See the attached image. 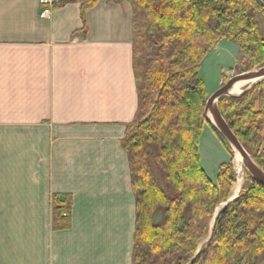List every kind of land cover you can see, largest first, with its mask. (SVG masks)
Segmentation results:
<instances>
[{
    "label": "crops",
    "instance_id": "obj_1",
    "mask_svg": "<svg viewBox=\"0 0 264 264\" xmlns=\"http://www.w3.org/2000/svg\"><path fill=\"white\" fill-rule=\"evenodd\" d=\"M0 0V264H131L133 10ZM71 196V227L52 226Z\"/></svg>",
    "mask_w": 264,
    "mask_h": 264
},
{
    "label": "trees",
    "instance_id": "obj_2",
    "mask_svg": "<svg viewBox=\"0 0 264 264\" xmlns=\"http://www.w3.org/2000/svg\"><path fill=\"white\" fill-rule=\"evenodd\" d=\"M110 1L127 2L133 10L137 109L120 142L136 206L132 264H264V187L245 173L248 187L218 214L206 240L233 177L230 166L221 165L216 184L210 181L198 150L207 125L232 155L204 119L207 93L198 73L201 62L226 40L245 55L244 72L263 67L264 36L258 18L264 22V7L259 0ZM96 2L62 0L57 6L80 3L84 19ZM218 108L264 171V81L239 98H221ZM52 206L53 229H69L72 197L54 195Z\"/></svg>",
    "mask_w": 264,
    "mask_h": 264
},
{
    "label": "rangeland",
    "instance_id": "obj_3",
    "mask_svg": "<svg viewBox=\"0 0 264 264\" xmlns=\"http://www.w3.org/2000/svg\"><path fill=\"white\" fill-rule=\"evenodd\" d=\"M258 21L261 25L260 28L264 36V22L260 17L258 18ZM141 25H142V19L140 18L137 21V28H139ZM245 60H246L245 55L238 50L235 44L226 40L219 41L215 45V47L205 55V57L201 62L198 72L200 78L202 79L205 85L207 98L212 93H214L222 84H224L228 79L240 73H243L245 70V66L248 63V61ZM243 61L245 62L243 63ZM240 90L241 88L239 89V91ZM198 150H199L201 167L204 170L206 176L209 178V180L212 181L214 184H216L220 166L221 165L230 166L231 173L229 172V174H231L233 177V185L230 189L228 198L230 200L233 199L239 192V191L233 192V186L236 183L237 174H239L238 173L239 170L237 169V166H235V156L233 152L232 155L228 153L224 145L218 140V138L213 134V132L210 130V128L207 125H204L201 136L199 138ZM226 170L229 171V169ZM154 173L156 176H158L155 170ZM245 173L246 172L243 169L241 172L242 180L240 181V179H238L240 183L242 182V187L240 188L241 190L238 196L241 194L243 189L248 187V183L245 181ZM130 183H131V178H130ZM228 198L223 203H225L228 200ZM72 207H73V200H72ZM135 214H136V206H135ZM209 226L211 228V223ZM210 231L212 232V230L210 229L208 235L210 234ZM134 236H135V231H134ZM133 246H134V240H133Z\"/></svg>",
    "mask_w": 264,
    "mask_h": 264
},
{
    "label": "water",
    "instance_id": "obj_4",
    "mask_svg": "<svg viewBox=\"0 0 264 264\" xmlns=\"http://www.w3.org/2000/svg\"><path fill=\"white\" fill-rule=\"evenodd\" d=\"M262 6L264 7V0H259ZM264 81V66L259 67L250 71L240 73L230 79H228L224 84H222L214 93H212L206 100L203 116L207 123H209L227 142L230 149L232 150L234 156L237 155L241 158L242 168L244 171L258 184L264 187V171L255 163L251 156L245 151L233 131L230 129L229 125L226 123L222 117L219 108L218 102L223 97H233L239 98L247 93L252 87L257 85L260 82ZM238 83H247V87L241 90L239 94H231V90ZM233 200H227L225 203L220 204L216 209L211 222V230L214 227V223L218 214ZM160 216H158L155 222H159ZM211 235H208L209 239ZM206 240L204 242H206ZM199 246L196 255L197 256L201 250L202 245Z\"/></svg>",
    "mask_w": 264,
    "mask_h": 264
},
{
    "label": "bare ground",
    "instance_id": "obj_5",
    "mask_svg": "<svg viewBox=\"0 0 264 264\" xmlns=\"http://www.w3.org/2000/svg\"><path fill=\"white\" fill-rule=\"evenodd\" d=\"M248 85L249 84H247V83L236 84L234 86V88L231 90V94H235V95L239 94L241 92V90L244 89L245 87H247ZM240 88H241V90L239 91ZM235 166H237V169L239 170L238 171L239 174H237V180H236L235 185L233 186V192H237V191L240 192V190H241L240 188L242 187V182L240 183V181L242 180L241 172L243 169H242L241 158L238 155L235 157ZM238 179H240V181ZM239 192H238V194H239ZM238 194H237V196H238ZM237 196L234 199H236ZM228 200H230V199L228 198ZM231 200H233V199H231Z\"/></svg>",
    "mask_w": 264,
    "mask_h": 264
},
{
    "label": "built area",
    "instance_id": "obj_6",
    "mask_svg": "<svg viewBox=\"0 0 264 264\" xmlns=\"http://www.w3.org/2000/svg\"><path fill=\"white\" fill-rule=\"evenodd\" d=\"M39 3L41 5H49L52 3V0H39Z\"/></svg>",
    "mask_w": 264,
    "mask_h": 264
}]
</instances>
